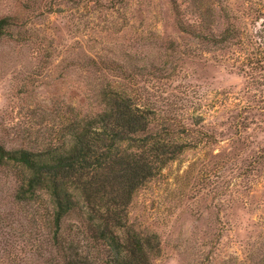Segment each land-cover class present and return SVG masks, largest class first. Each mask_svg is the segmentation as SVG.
I'll use <instances>...</instances> for the list:
<instances>
[{
  "label": "trees",
  "instance_id": "1",
  "mask_svg": "<svg viewBox=\"0 0 264 264\" xmlns=\"http://www.w3.org/2000/svg\"><path fill=\"white\" fill-rule=\"evenodd\" d=\"M56 1L102 6L110 12L122 3L133 4ZM242 1L232 8L210 2L207 14L192 4L194 25L189 28L175 17L178 32L193 36L196 57L209 53V60L243 78L247 95L232 104L234 126L241 130L264 123V1L254 6ZM51 5V0H21L18 10L0 15V43L18 49L38 45L51 60L59 49L35 43L39 34L23 21L37 10L38 15L49 13ZM168 5L173 15H180L177 0H168ZM250 15L261 20L258 28L249 30L243 22ZM149 65L118 44L85 48L80 64L64 63L62 68L79 70L80 97L71 107L73 115L57 126L53 137L0 138V169L11 184L8 196L16 208L15 215L6 208L0 211L7 230L0 242L1 264H151L158 241L154 234L128 225L129 205L167 163L213 135L195 126L203 120L200 112L193 116L169 109L159 114L148 104L134 85ZM229 96V91L215 93L216 107L226 106ZM251 163L264 173V156Z\"/></svg>",
  "mask_w": 264,
  "mask_h": 264
},
{
  "label": "rangeland",
  "instance_id": "2",
  "mask_svg": "<svg viewBox=\"0 0 264 264\" xmlns=\"http://www.w3.org/2000/svg\"><path fill=\"white\" fill-rule=\"evenodd\" d=\"M20 1L0 0V15L18 10ZM177 1L180 15H173L168 0H133L116 12L51 0L49 13L38 15L37 10L23 16L39 34L34 42L59 52L49 60L38 45L18 49L0 43V138L53 137L57 126L73 115L71 107L80 97L79 70H63L64 63L80 64L85 48L118 44L150 64L134 88L157 113L200 112L203 120L195 126L213 135L167 163L129 205L128 225L154 234L158 241L151 264H264V173L251 163L264 156V123L243 130L234 126V99L247 95L243 78L209 60V53L196 57L193 36L179 33L175 25V17L186 28L194 25L192 4L207 14L210 2L232 8L243 1ZM244 1L254 6L264 0ZM243 22L251 30L261 20L250 15ZM43 33L48 35L40 39ZM221 91L230 92L223 108L214 99ZM3 175L0 169V211L15 215L8 196L11 184ZM6 231L0 214V242Z\"/></svg>",
  "mask_w": 264,
  "mask_h": 264
}]
</instances>
